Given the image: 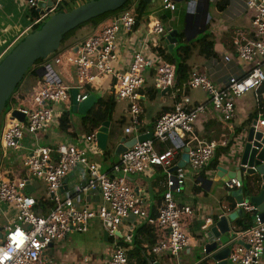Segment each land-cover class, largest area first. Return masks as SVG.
<instances>
[{"label":"built area","instance_id":"1","mask_svg":"<svg viewBox=\"0 0 264 264\" xmlns=\"http://www.w3.org/2000/svg\"><path fill=\"white\" fill-rule=\"evenodd\" d=\"M63 1L27 0L24 5L27 10L37 11L39 2H51V14L58 10ZM140 1L133 0L128 7L116 12L110 23L106 22L108 18L103 20L91 35L78 42L76 58L68 59L75 65L78 88L92 84L98 76L112 78L115 95L126 102L130 123L125 128L126 134L139 125L143 112L140 105V91L145 83L143 71L154 65L161 89L172 88L175 80L174 65L158 59L150 62L139 52L132 56L126 71L114 70L118 51L117 35L122 30H133L136 24L135 11ZM161 4L165 10L176 9L172 0H161ZM47 9L48 6L42 9L43 14L37 11L39 17L35 23L43 20ZM245 9L251 15L253 37L246 38L244 34L236 33L233 44L238 58L253 64V68L241 76L230 77L222 88L217 87L209 77L197 73H192L187 82L190 91L200 90L206 95L212 111L227 124L235 117L237 100L245 94L252 92L258 101H264V92L258 94L264 84V0H248ZM30 30L17 35L12 46ZM152 31L158 36L166 33L159 23L153 26ZM58 55L41 66L52 61L59 63ZM224 61L229 62L230 58L225 57ZM23 84L24 81L11 94L6 111L4 109L0 115V202L14 204L17 208L15 222L0 241V264H42L41 257L50 244L65 239L72 231L85 234L94 219L100 222L110 238H116L115 233L129 221L139 226L145 222L156 226L163 237L145 250L147 258L156 259L165 255L177 258L187 249L189 238L183 229V222L194 211L174 200V194H181L184 190L187 172L178 165L180 150L170 148L158 151V146L171 142L176 148L177 144L188 141L193 145L188 147L186 153L188 165L193 171H200L210 164L219 148L228 147L230 142L232 145L227 158L238 157L242 137L234 138L226 132L217 140L200 141L194 133L193 124L208 109L204 102L193 101L183 95L171 112L157 118L152 127L151 139L136 142L119 155V161L112 166L110 173H102L88 156V149L97 148V130L84 137L83 146L63 143L52 148L40 144L39 133L57 121L59 113L56 108L68 100L69 89L59 83H47L37 87L31 98H20ZM85 98L78 95L77 101ZM13 112L22 114L23 121L14 119ZM261 118L256 128L264 129V113ZM25 134L32 136L34 141L33 148L23 160V166L29 172L28 178L5 179L2 172L4 161L8 159L9 150L18 151L21 148L20 142ZM152 167L161 168L166 175L165 190L155 219H149L143 198L129 184L132 176L143 174ZM76 168L84 169L86 177L63 196V180ZM33 178L44 183L45 188L41 191L52 202V208L44 215L33 211L35 199L27 195L26 187L28 184L32 186ZM226 186L241 188L236 179H231ZM96 194L99 202L93 208L90 205L94 201L90 198ZM241 208L244 213L252 215L253 222L248 229L236 233V244L227 258V264H260L264 254V223L258 217L254 205L243 203ZM114 246L109 250L105 264H138L128 259L127 249L116 244Z\"/></svg>","mask_w":264,"mask_h":264},{"label":"crops","instance_id":"2","mask_svg":"<svg viewBox=\"0 0 264 264\" xmlns=\"http://www.w3.org/2000/svg\"><path fill=\"white\" fill-rule=\"evenodd\" d=\"M19 1V2H18ZM176 4L174 11L165 10L162 7L161 0H154V2L147 4V7L141 13V19L134 26L131 32L120 31L117 35V59L113 64L115 71H126L128 65L132 59V56L139 52L150 62L156 59L161 60L158 57V49L169 52V43L166 39L169 33L173 30L177 31V40L173 44L172 52L173 56L176 53L175 48L178 45L193 44L196 43L203 34H210L211 41H213L214 56L211 58H204L198 55V48H195L192 53V59L190 57L189 64L192 70L197 74H202L213 81V83L222 88L227 84L230 77L241 76L246 74L253 68V64L242 61L236 54V49L233 41L236 40V33H242L246 38L253 37V30L251 28V15L245 9V3L248 0H172ZM193 1V2H192ZM2 5V17L4 20H10L13 24V30L6 33V27L1 23L0 19V59L11 48L12 43L15 41V37L21 34L23 31L28 30L32 26L30 19V11L25 9L24 2L21 0H0ZM5 2L9 6H5ZM16 4V6H15ZM1 14V13H0ZM106 22H111L113 15L107 17ZM159 23L165 30V34L158 36L153 33V26ZM5 28V30H4ZM8 28V27H7ZM92 29H88L83 37L88 35ZM185 31V33H184ZM181 34V35H180ZM83 37H79L82 38ZM187 37V40H185ZM183 42H181V40ZM80 41V40H79ZM70 44L72 46L65 47L59 51V63L52 61L51 71L44 70L49 80L57 83L69 89V92L73 89L78 90L79 96H94L97 98H107L110 95L115 96L116 104L112 117L113 122L110 123L108 134V147L114 143V145H120V139L125 138L129 141L134 136L147 133L149 128H152L157 118L167 112H171L175 103L178 101L176 96L178 90L169 88L161 89L158 84V80L155 73V66H151L143 71L144 87L140 91L141 109L142 115L140 116L139 125L134 127V130L130 134L125 133V128L130 126L128 116L126 114V102L117 98L114 92V81L110 76H98L94 82L85 88H78L75 81V65L68 59L74 60L77 55L78 42ZM74 45V46H73ZM177 57L178 54L176 53ZM53 57V56H52ZM229 57L230 61L225 62L224 58ZM175 58V57H174ZM177 59V58H176ZM94 74V70L91 71ZM33 82L26 86H23V92L32 94L37 87L42 84H47L45 77L43 81L36 77ZM156 91L155 97L152 99L149 97L151 92ZM193 101H202L205 103L208 111L205 114L200 115L195 123L193 129L195 135L202 142H208L217 140L223 133L229 132L230 136H235V132L241 129L243 132L250 125L251 121H258L262 119V113L257 114L255 119L250 117L258 109V100L252 93L253 101L248 102L245 96L237 100L235 104L236 113L233 121L229 124L222 123L221 117L212 111L209 101L206 95L200 91H189L188 95ZM258 101V102H257ZM71 110V98L62 103L56 108L58 116ZM71 117V131L73 121H77L80 125L72 131L76 134V137L69 136L58 132V123L55 121L53 124L47 126L45 130L39 133L40 144L49 147H56L59 144H73L83 146L85 135L82 132L80 119L70 112ZM249 120V122H248ZM120 122L121 125H120ZM246 122L247 127L243 126ZM223 124V125H222ZM229 133L227 135H229ZM245 134V133H244ZM239 136H244L239 134ZM173 149L180 150L181 158L180 164L186 172L187 179L185 181L184 190L181 194H174V200L179 205L188 206L193 209L192 216L187 217L183 222V229L189 238V244L187 249L183 250L177 258H171L169 256H163L156 258V264H195L197 261L193 260L195 249L197 245V236L201 232V228L206 224L208 220L217 219L219 216L228 215L238 209L235 197L232 193L239 188H228L226 183L222 180L214 181L216 168L221 166L226 170L225 172L232 173L234 166L227 158V153L219 150L215 152L212 160L217 161V166L212 169L204 168L200 171H193L188 165V160L184 159L188 147L193 145L188 141H183L182 144H177L176 148L173 143L168 142ZM165 144V146L168 145ZM21 148L18 151L9 150L8 159L5 162L2 172L6 174L7 179H22L25 178V169L23 166V160L29 151L34 146L33 137L25 134L20 142ZM187 145V146H186ZM220 149V148H219ZM104 151L96 149H88V156L91 161L97 164L100 172L110 173L113 162V151L111 149L110 158L104 159ZM220 152V153H219ZM223 152V153H222ZM211 160V161H212ZM211 163V162H210ZM28 176V175H27ZM86 177L84 169L76 168L67 174L63 180V189L61 194L64 196L67 191L83 182ZM243 183L241 188H246L248 193L243 190V198L250 196L252 190L250 187L251 182L255 183V187L259 190V186L262 184L260 176L258 175H243ZM165 172L158 167H152L145 171L143 174L132 176L129 179V184L133 187L137 195L143 198L145 209L148 208V212L160 208L162 202V196L165 190ZM45 188L44 183L39 180L35 187L31 188V191L27 190L29 198L36 199L40 196H44L42 189ZM231 196V201L227 198ZM94 202L90 205L95 208L99 202L98 195L91 196L90 198ZM234 203V210H230L231 204ZM238 217L236 221L229 222L231 231L237 234V222L244 217ZM17 215V208L14 204L1 203L0 202V227H5L7 230L15 222ZM141 226V225H140ZM133 221H129L123 224L117 234L116 238H110L108 236L107 241L103 239L104 229L100 222L94 219L89 229L85 234H80L72 231L65 239L54 243L51 247H47L41 257L42 264H105L108 258V252L114 245L122 241L124 244H128L127 251L132 250V238L135 234V229L140 227ZM236 234V235H237ZM143 248L146 245L143 244ZM135 262V260H132ZM260 264H264V254L261 258Z\"/></svg>","mask_w":264,"mask_h":264},{"label":"water","instance_id":"3","mask_svg":"<svg viewBox=\"0 0 264 264\" xmlns=\"http://www.w3.org/2000/svg\"><path fill=\"white\" fill-rule=\"evenodd\" d=\"M128 1L91 0L73 10L53 14L39 29L26 33L9 53L0 60V115L4 111L11 94L25 80L27 74L30 73L35 61L49 57L59 50L63 35L92 19L121 9ZM144 2L149 4L154 2V0H144ZM45 6H48L46 12L49 15L51 12V2L47 4L39 2L37 11L43 14L42 9ZM176 35L177 31L173 30L166 37L169 43V52H172L173 44L176 43ZM185 40H187V37H185ZM45 69L51 71V64L36 68L34 73L38 78L45 77L47 83L53 84L54 82L49 80L47 74L44 73ZM57 83H59V80H57ZM77 97L78 90H71L70 112L84 116L95 104L96 98L94 96H86L84 100L78 102ZM12 116L20 122L23 121V115L19 112H13ZM256 124L257 121H251L250 125L243 132L244 136H242V147L239 156L229 159V162L235 167L234 171L228 174L223 167L218 166L214 181L222 180L228 183L231 179H236L242 184V177L245 174L260 176L262 184L259 186V190H257L255 183L251 182L250 187L252 192L250 196L245 198H243L242 188L233 192L232 196L235 197L238 209L233 213L219 216L217 219L206 222L197 236V245L193 257V260L197 261L195 264H227V258L236 244V232L231 231L229 222H234L238 217L243 216L241 208L243 203L254 205L257 208L258 217L264 223V129L256 128ZM109 127L110 123L105 122L97 129L95 134L97 148L101 151L107 150ZM151 137L152 128H149L147 133L134 136L129 141L121 138L119 140L121 144L112 147L113 162L116 164L119 161V155L132 147L136 142L146 141L151 139ZM184 159L187 161V155H185ZM180 166L182 165L180 164ZM37 182L38 180L33 178V184L32 186L28 184L27 190L31 191V188L35 187ZM5 231V227H0V241L3 240ZM108 236L109 234L104 231V241H107ZM238 244L242 243L239 242ZM52 245L50 244L48 247Z\"/></svg>","mask_w":264,"mask_h":264},{"label":"trees","instance_id":"4","mask_svg":"<svg viewBox=\"0 0 264 264\" xmlns=\"http://www.w3.org/2000/svg\"><path fill=\"white\" fill-rule=\"evenodd\" d=\"M22 1L24 3L27 2V0H22ZM68 1H73V0H64L62 2V4L58 7V10L55 11V14L59 13V12H67V11L73 10V8L67 9ZM132 1L133 0H129L121 9H119L117 11L109 12V13H106V14L98 17V18L92 19L89 22L81 24L80 26H78L74 30H71L67 34L63 35L60 46H59V50H57L54 54H52L49 57H45V58H41V59L36 60L34 63V66L31 68L29 74L33 75L35 77V79H37L36 78L37 75L34 73L35 68H37L38 66H41L48 59H50L52 56L59 53V51L62 48L64 49L67 46L70 47V46H72L70 44H73V43L81 40V38L75 36L78 30L83 29L85 27H89L90 29H92L93 27H95L99 23H101L108 16L114 15L116 12H119L120 10L128 7ZM84 3L85 2H83V4ZM146 7H147V4L144 2V0H141L138 4L137 8H136V11H135L136 12L135 13V16H136L135 17V20H136L135 25H137V23L141 19V17H142L141 13L144 12L143 10ZM29 11H30V19L32 22V26L30 28L31 29L30 31H36L44 23L42 21L39 23H35L36 19H38V17H39V13L35 9H31ZM180 40H181V42H183L182 39H180ZM15 44H17V42L14 43V45ZM14 45L11 48H9V50L2 56V58L4 56H6V54L9 53V51L14 47ZM195 48L199 49L198 55L202 56L206 59L214 56L213 41H211V35L206 34V33L203 34L199 39H197L196 43H193L191 45L190 44L178 45V47L175 48V52L178 54L177 59L174 58V56L171 53L166 52L165 50H162L159 48L157 51L158 57H160L161 60L168 62V63L175 66V80H174V84H173V89L178 90V95L176 96L177 100H179V98H181L183 95H188V93L190 91L187 87V82L190 78V75L193 72H195V70L194 71L192 70V67L189 64V60H190V57L192 56L193 50ZM29 74H27V75H29ZM40 80L43 81V78H40ZM86 86H88V85H86ZM86 86H84V88ZM113 87H114V84H113ZM262 92H264V84L259 89L258 94H261ZM113 94L115 95V92H113ZM155 94H156V91L154 90L153 92H151L149 97L153 99L155 97ZM69 95H70V92H69ZM19 96H20V98H31V94L25 93L23 91L19 94ZM115 104H116V100H115V96H113V95H110L107 98H97L95 104L92 106L90 111L86 115L80 116V122H81L83 134L85 136L91 135L103 123L113 122L112 117H113V113H114V109H115ZM5 111H6V109H5ZM259 113L260 114L264 113V101H262L261 99L258 102L257 111L250 118L255 119L257 114H259ZM248 122H249V120H248ZM248 122H246L243 125V126H245L244 129L247 127ZM57 123H58V128H57L58 132H60L62 134H67V135L72 136V137H76V134H74L71 131V120H70V112L69 111H65V112L61 113L57 118ZM121 123L122 122H120V125H121ZM242 133H243V131L241 129L237 130L235 132L234 138L239 136V134H242ZM110 137H112V134L110 135ZM231 145H232V143L230 142L228 147L220 148L217 150V152L219 150H221V151H224V153H227V151L229 150ZM113 146H114V143L112 145H110V147L106 151L103 152L105 160H108L110 158V152H111V149ZM170 148H172V146L168 143L167 146H165V145L158 146V151H164V150L170 149ZM216 166H217V161L212 160L211 163L209 164L208 168L214 169ZM3 177L5 179H7L6 174H3ZM25 178H28V176L25 175ZM243 190L246 193H248V190L246 188H243ZM227 198L231 201L232 197L228 196ZM234 206H235L234 203H232L229 209L234 210ZM50 208H52V202L50 201L49 198H46L45 196H40V197L35 199L34 205H33V211L35 213L40 214V215H44L50 210ZM155 209L156 210H152V212H150V213L147 211L148 208L146 209L149 219H155L156 218L158 211H159V208H155ZM252 222H253L252 221V215L245 213L244 217L239 219L237 222V231H242V230L248 229L249 227L252 226ZM162 237L163 236H162L161 231L158 228H156V226L150 225L149 223L145 222L139 228L135 229V234H134V236L132 238V242H131V245L133 246L132 250L127 252L128 259L129 260H135V262L138 264H156V260L154 258H147L145 256L144 252L147 248H150L154 244H156L160 239H162ZM143 244L146 245V248H143ZM117 246L122 247L124 249H128V247H129L128 244H124L122 241H119Z\"/></svg>","mask_w":264,"mask_h":264},{"label":"rangeland","instance_id":"5","mask_svg":"<svg viewBox=\"0 0 264 264\" xmlns=\"http://www.w3.org/2000/svg\"><path fill=\"white\" fill-rule=\"evenodd\" d=\"M22 1V0H21ZM88 1H91V0H73V1H68V5H67V9H71V8H73V9H75V8H77L78 6H80V5H82L83 4V2H88ZM19 2V1H18ZM62 4V3H61ZM4 5H2V3L0 2V17H2V7H3ZM5 6H9V4H8V2L6 3L5 2ZM15 6H16V4H15ZM53 14H55V13H51V14H49V15H46L44 18H43V20H42V22L44 23V22H46L48 19H50L51 18V16H53ZM1 19V23L6 27V33H9V32H11L13 29V24H12V22L10 21V20H4L3 18H0ZM105 19H107V18H105ZM104 19V20H105ZM108 23H110V22H108ZM100 24V23H99ZM98 24V25H99ZM97 25V26H98ZM97 26H95V27H93L92 28V31L88 34V35H86L85 37H83L84 36V34H86V31L89 29L90 30V28L89 27H85V28H83V29H80V30H78L77 31V33H76V37H83V39L84 38H86V37H88L89 35H91L93 32H94V30L96 29V27ZM8 27V28H7ZM4 30H5V28H4ZM63 49V48H62ZM61 49V50H62ZM174 57L175 58H178L177 57V55H176V53L174 54ZM191 59H192V57H191ZM191 61V60H190ZM29 74V73H28ZM34 79H35V77L33 76V75H27L26 76V78H25V80H24V84H23V86H26V85H28L29 83H31V82H33L34 81ZM22 86V91H23V87ZM245 96V99H247V101L248 102H250V101H253V98H252V92H250V93H247V94H245L244 95ZM73 116H76L77 118H79L80 119V115H78V114H73ZM70 119H71V117H70ZM222 123H223V121H222ZM79 123L77 122V121H73V124H72V131H75L78 127H79ZM223 125V124H222ZM25 169V168H24ZM25 173H26V175H28L29 174V172H28V170L27 169H25Z\"/></svg>","mask_w":264,"mask_h":264},{"label":"clouds","instance_id":"6","mask_svg":"<svg viewBox=\"0 0 264 264\" xmlns=\"http://www.w3.org/2000/svg\"><path fill=\"white\" fill-rule=\"evenodd\" d=\"M50 64V63H49Z\"/></svg>","mask_w":264,"mask_h":264}]
</instances>
